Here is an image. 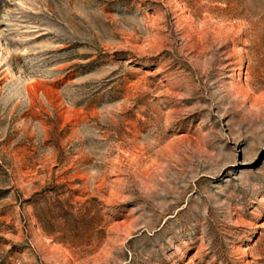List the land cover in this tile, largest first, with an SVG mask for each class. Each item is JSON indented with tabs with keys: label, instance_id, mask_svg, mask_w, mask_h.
Segmentation results:
<instances>
[{
	"label": "rangeland",
	"instance_id": "1",
	"mask_svg": "<svg viewBox=\"0 0 264 264\" xmlns=\"http://www.w3.org/2000/svg\"><path fill=\"white\" fill-rule=\"evenodd\" d=\"M0 264H264V0H0Z\"/></svg>",
	"mask_w": 264,
	"mask_h": 264
}]
</instances>
